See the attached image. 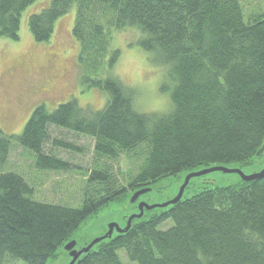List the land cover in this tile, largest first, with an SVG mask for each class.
<instances>
[{
	"label": "trees",
	"instance_id": "obj_1",
	"mask_svg": "<svg viewBox=\"0 0 264 264\" xmlns=\"http://www.w3.org/2000/svg\"><path fill=\"white\" fill-rule=\"evenodd\" d=\"M35 1L0 0V36L17 40L21 14ZM74 5L78 68L94 70L84 86L106 100L96 111L73 98L52 110L40 104L19 134L0 130V264H46L110 202L184 169L245 164L264 143V15L244 21L238 0H50L27 18L33 39L48 41ZM125 28L136 29L137 45L167 67L166 112L138 111L132 89L113 72L120 51L111 48L112 31ZM52 126L93 140L77 207L36 201L21 175L1 169L13 143L30 150L40 170L73 168L51 148L81 149L52 139ZM150 212L74 264H123L121 248L137 264H264V177L204 188Z\"/></svg>",
	"mask_w": 264,
	"mask_h": 264
},
{
	"label": "rangeland",
	"instance_id": "obj_2",
	"mask_svg": "<svg viewBox=\"0 0 264 264\" xmlns=\"http://www.w3.org/2000/svg\"><path fill=\"white\" fill-rule=\"evenodd\" d=\"M238 1L243 9L244 21H249L251 16L264 15V0ZM49 2L50 0H36L22 12L17 40L0 36V130L5 135L19 134L34 108L40 104L52 110L58 104L73 98L81 107L96 111L106 100V94L100 89L84 86V77H93L94 70L82 71L81 66L78 68L79 43L72 35L75 5L56 20L54 32L48 41L37 42L33 39L27 27V18L47 7ZM137 32L133 28L112 31L111 48L120 51L113 72L124 85L132 89L134 105L138 111L166 112L170 108L172 87L167 67L157 64L152 53L137 45L136 41L140 36ZM162 86L168 87V90L161 92ZM42 89L44 93H40ZM50 133L52 139H62L81 149L51 148L73 168L65 171L40 170L35 166V155L13 143L1 169L21 175L33 187L34 200L77 207L81 203L87 168L91 166L93 159V140L54 126L50 127ZM119 164V169L124 171L125 162L121 161ZM207 167L239 169L244 175H251L264 167V148L252 156L249 163H214L205 168ZM203 169H184L176 175L161 178L154 183L153 190L140 195L135 203L129 202L132 194L125 200L110 202L96 214L84 219L73 239L64 244V247L58 248L57 258L49 259L46 264H68L72 251H77L104 235L110 224L124 228L127 219L138 212V203L165 202L176 195L186 176ZM239 179L238 174L222 170L192 177L182 199L189 198L204 188L236 184ZM147 212L146 217L151 215L150 211H144L143 214ZM171 224V220H167L160 223L158 229L165 230ZM117 254L123 264H137L128 258L125 249H118ZM13 264L25 263L18 260Z\"/></svg>",
	"mask_w": 264,
	"mask_h": 264
},
{
	"label": "water",
	"instance_id": "obj_3",
	"mask_svg": "<svg viewBox=\"0 0 264 264\" xmlns=\"http://www.w3.org/2000/svg\"><path fill=\"white\" fill-rule=\"evenodd\" d=\"M263 148H264V143L260 147L258 153H260ZM215 170H222V171H224L226 173H237L244 180H252V179H257V178H261V177L264 176V168L261 169L259 172L254 173V174H251V175H244L239 169H224V168H221V167H210L208 169L201 170L200 172H197V173H194V174H190V175H188L185 178L184 183L181 185V187L179 189V192L177 193V195L175 196L174 199H172L169 202L163 203V204H148V203H145V202L138 203V212L135 213V214H133V215H131L127 219L126 226L124 228H119L118 225H116V224H110L109 227H108L107 232L104 235H102V236H100L98 238L93 239L90 243H88L83 248H81V249H79L77 251H72L71 254H70L71 259H70V261H69L68 264H74V262L77 260V258L83 252H87L93 245H95L96 243L100 242L101 240H104L105 238H110L112 236V233L114 231L120 233L122 231L127 230L130 227V225H131V221L133 219H139V218H141L142 215H143V213H144V211H151V210H153V209H155L157 207H165L168 204H172V203H175L176 201L180 200L181 195H182V192H183V189L186 186V184L188 182V179L190 177L203 175V174H206V173L215 171ZM149 190H150L149 188H141V189H138V190L134 191V193H132V196L130 197L129 202L130 203H135L138 200V198H139L140 195H142L144 193H147Z\"/></svg>",
	"mask_w": 264,
	"mask_h": 264
},
{
	"label": "bare ground",
	"instance_id": "obj_4",
	"mask_svg": "<svg viewBox=\"0 0 264 264\" xmlns=\"http://www.w3.org/2000/svg\"><path fill=\"white\" fill-rule=\"evenodd\" d=\"M161 66H163V65H161ZM258 156H259V154H258ZM247 163H249V162H247ZM204 169H208V167L207 168H205V167H203ZM264 168V167H263ZM262 168V169H263ZM203 169V170H204ZM190 170V169H189ZM201 171V170H200ZM200 171H197V172H200ZM197 172H193V173H190V174H194V173H197ZM189 174V175H190ZM237 174V173H236ZM239 175V174H238ZM200 176V175H199ZM240 176V175H239ZM187 177V176H186ZM185 177V178H186ZM192 177H196V176H192ZM192 177H190L189 179H188V182H187V184H186V186L184 187V189H183V192H184V190H185V188L187 187V185H188V183H189V180L192 178ZM264 177V176H263ZM262 178V177H261ZM240 179L241 180H243V181H250V180H244V179H242L241 178V176H240ZM257 179H260V178H257ZM252 180H255V179H252ZM158 181V180H157ZM184 181H185V179H184ZM184 181H183V183H184ZM182 183V184H183ZM181 184V185H182ZM154 185V184H153ZM153 185H151V186H147V187H145V188H149L150 190L148 191V192H150L151 190H153ZM181 185H180V187H181ZM180 187L178 188V191H177V193L179 192V189H180ZM141 189V188H140ZM183 192H182V195H183ZM134 193V192H133ZM177 193H176V195H177ZM175 195V196H176ZM182 195H181V198H180V200H182ZM175 196H173V197H171L170 199H168V200H166L165 202H163V203H166V202H169V201H171L172 199H174L175 198ZM180 200H178V201H180ZM178 201H176L175 203H172V204H168L167 206H165V207H157V208H155V209H157V210H162V209H165V208H167V207H169V206H172V205H174V204H176ZM163 203H159V204H163Z\"/></svg>",
	"mask_w": 264,
	"mask_h": 264
},
{
	"label": "flooded vegetation",
	"instance_id": "obj_5",
	"mask_svg": "<svg viewBox=\"0 0 264 264\" xmlns=\"http://www.w3.org/2000/svg\"><path fill=\"white\" fill-rule=\"evenodd\" d=\"M41 88H42V87H41ZM43 91H44V89H42V91H41L40 93H44Z\"/></svg>",
	"mask_w": 264,
	"mask_h": 264
}]
</instances>
